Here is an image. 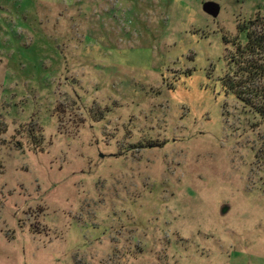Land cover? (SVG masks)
<instances>
[{
  "label": "rangeland",
  "instance_id": "1",
  "mask_svg": "<svg viewBox=\"0 0 264 264\" xmlns=\"http://www.w3.org/2000/svg\"><path fill=\"white\" fill-rule=\"evenodd\" d=\"M258 18L0 0V264H264V119L222 86Z\"/></svg>",
  "mask_w": 264,
  "mask_h": 264
},
{
  "label": "trees",
  "instance_id": "2",
  "mask_svg": "<svg viewBox=\"0 0 264 264\" xmlns=\"http://www.w3.org/2000/svg\"><path fill=\"white\" fill-rule=\"evenodd\" d=\"M240 34L243 37L229 56L230 69L222 86L246 111L264 119V19L244 24ZM35 232L41 233L38 229Z\"/></svg>",
  "mask_w": 264,
  "mask_h": 264
},
{
  "label": "water",
  "instance_id": "3",
  "mask_svg": "<svg viewBox=\"0 0 264 264\" xmlns=\"http://www.w3.org/2000/svg\"><path fill=\"white\" fill-rule=\"evenodd\" d=\"M203 11L211 16V17H214V18H217L220 14V11H221V6L218 4V3H215V2H207L203 5ZM229 211V207L228 206H225L223 207L222 209V213L223 215H225L226 213H228Z\"/></svg>",
  "mask_w": 264,
  "mask_h": 264
}]
</instances>
